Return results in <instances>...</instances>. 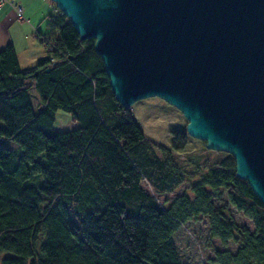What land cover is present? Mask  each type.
Returning <instances> with one entry per match:
<instances>
[{"label": "trees", "instance_id": "16d2710c", "mask_svg": "<svg viewBox=\"0 0 264 264\" xmlns=\"http://www.w3.org/2000/svg\"><path fill=\"white\" fill-rule=\"evenodd\" d=\"M53 5L36 31L48 56L23 69L11 43L0 49V264H185L174 234L190 219L236 245L214 249L212 263L264 264V209L232 155L185 168V130H170L169 147L148 138L115 99L93 39ZM58 109L78 126L55 129ZM187 180L189 193L160 198Z\"/></svg>", "mask_w": 264, "mask_h": 264}, {"label": "water", "instance_id": "95a60500", "mask_svg": "<svg viewBox=\"0 0 264 264\" xmlns=\"http://www.w3.org/2000/svg\"><path fill=\"white\" fill-rule=\"evenodd\" d=\"M50 1L93 39L121 105L175 106L187 135L232 155L264 209V0Z\"/></svg>", "mask_w": 264, "mask_h": 264}, {"label": "rangeland", "instance_id": "374dc122", "mask_svg": "<svg viewBox=\"0 0 264 264\" xmlns=\"http://www.w3.org/2000/svg\"><path fill=\"white\" fill-rule=\"evenodd\" d=\"M50 1V0H45ZM51 5L50 11L54 9L53 3L46 2ZM53 5V6H52ZM39 30L45 32L47 30L44 19L39 25ZM4 26L0 23V38L4 35ZM35 46H30V49L37 48L42 52V56H48V50L44 45L35 39ZM1 48V47H0ZM19 64L21 68H29L35 64L37 59L30 60L28 52L24 53L20 51ZM30 98L32 106L36 109L39 101L38 93L34 86L29 88ZM130 110L137 123L140 125L144 134L159 143L169 147L171 145L170 130H185L186 119L181 112L173 105L167 103L163 99L157 96H149L136 100L131 106ZM78 126V122L73 120L69 113L58 109L54 115L53 127L57 130H68ZM6 145L14 150V163L19 159L20 150L17 144L12 140H7ZM222 151L206 148L204 142L190 135H187V143L185 147L178 151V162L182 163L185 168L193 165V168L197 166L202 167V163L205 159H209L210 162L216 161L220 158ZM182 156V158H181ZM202 169H199V171ZM188 180L179 185L173 192L162 194L160 198L167 199L166 204H170L181 193H189ZM224 201H226L224 199ZM231 214L235 220L242 225L250 226V220L237 211L233 206L227 203ZM176 247L180 255L181 261L185 264H220L212 263L208 259L214 258V249L223 251H234L236 245L227 241L226 244H222L216 238L208 237V225L207 222L200 220H188L185 223V227H180L174 234Z\"/></svg>", "mask_w": 264, "mask_h": 264}, {"label": "crops", "instance_id": "0c3cea01", "mask_svg": "<svg viewBox=\"0 0 264 264\" xmlns=\"http://www.w3.org/2000/svg\"><path fill=\"white\" fill-rule=\"evenodd\" d=\"M16 2L20 4L22 8L24 19L19 18L16 14V11L8 4H3L1 6L0 23H2V25L4 26L5 33L0 38V47L2 48L7 43H11L16 52L18 62V53H20V51L24 53L28 52V57L32 61L37 59L38 57L42 58L44 57H41L42 52L37 48L30 49V46H35V39H37L36 31H40L38 27L47 13H49L50 11L51 5H48V3H46L50 1L16 0ZM50 4H52V2Z\"/></svg>", "mask_w": 264, "mask_h": 264}, {"label": "built area", "instance_id": "2783aa9c", "mask_svg": "<svg viewBox=\"0 0 264 264\" xmlns=\"http://www.w3.org/2000/svg\"><path fill=\"white\" fill-rule=\"evenodd\" d=\"M3 4H8L9 6H11L15 11L16 14L19 18L24 19L23 13H22V8L20 6V4H18L16 2V0H0V8ZM41 43L44 45L45 48L49 49L53 46V44H49L48 41H44L43 38H41Z\"/></svg>", "mask_w": 264, "mask_h": 264}]
</instances>
